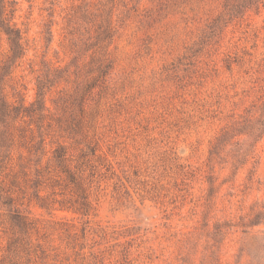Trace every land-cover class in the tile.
<instances>
[{
  "label": "rangeland",
  "instance_id": "rangeland-1",
  "mask_svg": "<svg viewBox=\"0 0 264 264\" xmlns=\"http://www.w3.org/2000/svg\"><path fill=\"white\" fill-rule=\"evenodd\" d=\"M231 1L4 0L0 264H264V136L213 152L264 104Z\"/></svg>",
  "mask_w": 264,
  "mask_h": 264
},
{
  "label": "trees",
  "instance_id": "trees-1",
  "mask_svg": "<svg viewBox=\"0 0 264 264\" xmlns=\"http://www.w3.org/2000/svg\"><path fill=\"white\" fill-rule=\"evenodd\" d=\"M261 1L262 0H234L231 1L228 9L232 10V13L240 14L247 8H251L254 6L257 7V5ZM3 6L4 0H0V14H2L3 12ZM3 28L5 32L12 38L13 56H15V52L19 48V32L16 29L13 30L8 25H4ZM240 135H244L248 140H250V147H252L255 142H257L264 136V104L261 113L255 118H245L242 121H238L231 126L224 128L217 138V142L213 147V152L217 153L218 151H216V149H221L227 142L230 141V139ZM63 151L64 149L61 146L57 147L54 150V153H56L55 156L57 158H60L64 154ZM3 203L7 204L9 207L14 208L13 215L18 219L19 214L16 212L18 210H15V207H13L12 205V201L7 198V200L3 201Z\"/></svg>",
  "mask_w": 264,
  "mask_h": 264
}]
</instances>
